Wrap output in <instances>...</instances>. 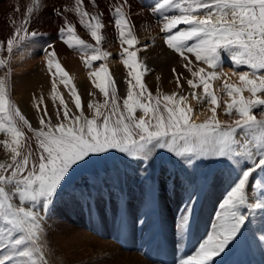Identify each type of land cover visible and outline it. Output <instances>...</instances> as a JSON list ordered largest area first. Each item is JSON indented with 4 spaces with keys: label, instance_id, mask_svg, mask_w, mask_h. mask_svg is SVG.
I'll list each match as a JSON object with an SVG mask.
<instances>
[{
    "label": "snow or ice",
    "instance_id": "obj_1",
    "mask_svg": "<svg viewBox=\"0 0 264 264\" xmlns=\"http://www.w3.org/2000/svg\"><path fill=\"white\" fill-rule=\"evenodd\" d=\"M75 4L76 14L81 17L83 25V18L88 13L80 7L82 0H75ZM126 6L131 7L128 0H120L113 6L114 26L119 30L121 43L128 46L123 49L126 54L123 64L129 69L131 81H135V84L129 81L122 106L114 81L109 79L108 69L101 65L92 75L98 78L99 82H94V86L105 99L103 104H88L90 109L95 110L92 118L84 116L81 97L72 88L71 94L80 115H72L65 100L60 99V105L64 106V120L68 123L52 125L50 118L47 123L41 118L42 127L32 129L30 121L10 99L8 74L0 77V134L10 137V140L0 143L9 150L12 161L9 164L0 163V264H45L42 225L58 190L82 164L113 152L133 161L142 160L145 164L156 150H164L189 166L198 159L207 158L246 157L255 160L254 168L243 173L238 184L221 203L212 232L198 251L183 259L181 264H210L235 238L245 222L246 217L240 215L237 206L245 203L248 177L255 168L264 167V112L259 118L253 112L257 108L264 109V95H260L264 93V0H162L151 9L153 13H161L165 8L177 10L172 14L164 12L159 17L161 32L165 34L166 47L185 61L183 67L193 77L199 78V84L192 79H188L187 84L193 89L202 86L204 98H210L212 115L203 123L192 122L189 113L193 109L182 106L186 97L176 99V94L154 97L142 82L148 68L138 59L137 51L128 50L138 41L131 31L134 25L129 13L124 11ZM38 7L39 0H31L22 22L17 25L13 21L14 32L7 40L9 54L14 47L39 34L29 30L32 15ZM54 11L56 15L63 16L61 10ZM64 11L73 9L65 8ZM91 19L95 23H88L86 27L99 45L104 25L95 15ZM179 25L186 27L178 30ZM59 31L62 42L69 48H93L76 35L74 26L67 19ZM190 41L194 42L189 45ZM147 47L145 44L144 48ZM0 50H3L2 44ZM220 50L231 54L234 67L246 66L251 70L234 73L239 76L240 87L227 82L224 84V89L232 98L226 105V114L231 115L235 110L238 116L227 125H222L217 118L219 102L210 91L209 83L218 76L215 69L220 66ZM94 52L96 54L85 61L88 66L109 55L101 52L99 47ZM189 54L212 71L206 73L203 67L193 71ZM55 55L53 48L51 56ZM3 66H6V61L0 59V67ZM48 67H53L52 59H49ZM54 67L61 77L68 75L60 63H55ZM172 71L179 87L181 73L176 69ZM245 91L250 93V97L243 95ZM193 96L196 94L193 93ZM137 110L143 115L137 117ZM22 126H28L34 132L37 141L35 153L27 143ZM187 219L184 216L182 223H186ZM259 239L264 241V234Z\"/></svg>",
    "mask_w": 264,
    "mask_h": 264
},
{
    "label": "rangeland",
    "instance_id": "obj_2",
    "mask_svg": "<svg viewBox=\"0 0 264 264\" xmlns=\"http://www.w3.org/2000/svg\"><path fill=\"white\" fill-rule=\"evenodd\" d=\"M39 36L36 35L29 39H36ZM193 42L188 43L190 45ZM17 49L6 58L0 51V59L7 63L6 66L0 67V71L5 68L8 72L10 71V76L7 78L10 99L14 106L17 105L16 107L22 110V115L30 121L32 129L42 127L41 118H44L46 123L50 118L52 125L61 122L68 123L63 116L64 106L59 105L62 98L72 115H80L77 109H73L74 111L70 109L69 103L74 104V97L68 95L67 91L70 90L67 85L60 90H57L56 86V89H53V84L64 82L66 79V77H61L56 69L54 70L56 80L52 82L49 90H45L42 80L28 83L31 88L25 86L26 90H24L25 87L20 88L14 73H11L14 63L13 55ZM30 49L32 51V48ZM79 49L72 50L73 58L78 64L84 63L92 54H95L94 47ZM220 51V66L215 69L218 76L209 83L210 91L217 96L219 102L216 111L217 118L222 125H227L238 116L235 110L231 115L226 114V105L231 102L232 98L228 96L224 84L227 82L240 87L239 76L234 73L251 72V70L246 66L234 67L229 53ZM166 52L182 60L178 71L181 73L180 90L178 91L177 77L173 73V78L165 87L156 80V76L150 74H148L149 78L146 77V81L143 76L142 82L146 84L154 97L162 98L169 95V89L176 91V99L179 96L186 97L182 106L193 109L195 105L198 114L200 113L199 116L203 118L198 123H203L212 115L213 105L210 103V98H204L202 86L193 89L187 84L188 79L199 84V78L193 77L185 67L183 68L185 61L173 50L166 48ZM40 53L31 70L26 72L27 77L43 78L45 70L49 71L40 63L45 50H41ZM189 58L192 61L193 71L201 67L205 68L206 73L212 71L203 62L195 61L191 54ZM92 64L94 65L95 61ZM122 71L123 79L114 81V88L121 106L127 95L129 81H131L128 76L129 69L124 67ZM94 82L99 81L91 80L88 89L79 93L82 99L83 114L88 118H92L95 114V110L90 109L88 104L90 102L103 104L105 99L103 94L95 88ZM131 83L135 84V81ZM133 91L135 93L136 89L134 88ZM193 93L196 94L195 97ZM243 95L246 98L250 97L247 91ZM191 98L193 100L190 101ZM190 102L194 105L191 106ZM253 112L259 118L264 109L257 108ZM142 115L143 113L137 110L136 116ZM22 130L27 143L31 145L35 153L37 141L34 132L28 126H22ZM237 136H240L239 132ZM5 139L10 140V137L0 134V141ZM11 162L9 150L4 147L3 143H0V163L9 164ZM254 166L255 160L246 157L198 159L189 166L164 150H156L147 164L142 160L133 161L116 152L93 158L71 173L67 182L58 190L50 206L42 225L45 233L42 244L45 264H140V261L135 259L129 263L125 256L129 254L131 257L135 255L143 259L148 264H181L183 259L198 251L213 230L221 203L238 184L243 173ZM164 167L168 168L163 170ZM209 192L210 197L206 202L205 196ZM244 199L245 203L237 206L240 215L246 217L244 224L235 238L211 260L210 264H249L250 256L257 257L258 248L262 247L260 241L256 242V238L248 237V243L244 245L246 251L239 256L235 251H238L240 241L237 240V242L235 239L238 235L244 236L246 229L255 230L253 227L256 226L258 217L264 219L262 217L264 216V167L255 168V171L248 177ZM205 206H209L207 213L203 211ZM184 216L188 217L186 223H182ZM164 224L167 226V231L163 234ZM197 230L199 231L196 233ZM85 234L88 237H84ZM115 248L116 253L113 251ZM244 261L248 262L244 263ZM255 262L253 261V264Z\"/></svg>",
    "mask_w": 264,
    "mask_h": 264
},
{
    "label": "bare ground",
    "instance_id": "obj_3",
    "mask_svg": "<svg viewBox=\"0 0 264 264\" xmlns=\"http://www.w3.org/2000/svg\"><path fill=\"white\" fill-rule=\"evenodd\" d=\"M158 2L162 3V0H128V4L131 7L129 8L126 6L124 8V11L129 13V18L132 24L134 25V28L131 29V31L133 36H135L138 41L134 47L129 48L128 50L137 51L138 59L140 61H143V63H145L148 68L147 74L144 75V81H146V77L149 78L150 75L151 76L154 75L156 76V80L160 81L159 83L163 87H165L167 86L168 81L173 78L172 70L176 69L177 72L179 71L180 69L179 66L182 60L178 59L177 57L171 56V54L166 52L167 47L165 44V34L161 32L162 21L159 18L163 16L164 12H168L169 14H172L173 12H177V10L173 8H165L161 13H153L151 9ZM118 3H120V0H94V2L93 0H82V4L80 7H82L88 13V16H85L83 18L84 24L82 25L81 17L78 16L75 11V8L77 7L75 4V0H39V7L34 11L32 15L29 30L30 31L34 30L39 32L38 35L40 36L37 37L36 39H27L23 41L18 47L13 48V50L17 48L18 49L17 51H15L16 53L13 55L14 63L12 66L11 73L12 74L14 73L17 82H19L20 88H23L25 86L30 87L29 85L30 82L42 80L44 82L45 90H49L52 86V82L56 80L54 74V70H55L54 65L57 62L60 63L62 68L67 72L68 75L66 76L65 80H67L68 83L65 84L64 82H58L56 83L55 86L57 90H60L64 85H67L68 86L67 88H69L70 90L67 91L69 92L68 95H72L71 94L72 88H75L79 94L80 91L88 89V84L91 80L93 79L98 80V78L92 75V73L97 71L101 65H103L105 68L108 69L109 79L113 81H119V79H123L122 69L125 67L123 64V59L126 58V54L124 53L123 49L127 48L128 46L123 45L121 43L119 30L116 29L114 26V20L116 17L114 15L113 6ZM30 4H31V0H0V44L3 45V50H0L2 53L1 52L0 53L5 56L4 58H6V56L9 55L6 49H7V40L11 38L12 33L14 32L12 23L13 21H15L16 24L19 25L22 22L23 15ZM17 8L20 9L19 12L16 11ZM65 8H71L73 9V11H64ZM56 9L61 10L63 12V16L56 15L54 11ZM93 15L97 16L104 25V27L101 29L102 40L99 45H97L96 42L92 39L90 30L86 27L88 23H93V24L95 23V21L91 19ZM65 19H67V21L70 22L72 26H74L76 35L84 39L86 43L93 45L94 49L99 47L101 52H107L109 55L103 60L95 61V64L94 65L91 64V66H88L85 62L78 64L75 61V58H73L72 50L79 47L69 48L67 45H65L62 42V37L59 30L62 27H64ZM185 27H186L185 25H179L178 30H182ZM145 44L148 45L147 49L144 48ZM30 48H32V51ZM53 48L56 53L55 57L51 56V52L53 51ZM41 50H45V53L40 63L43 66H45L46 69H49L48 61L49 59H52L53 67L49 69V71L45 70L43 74L44 75L43 78L42 77L40 78L39 76H34L33 79L32 77L31 78L27 77L26 72L29 71V69L31 70L38 56H40ZM229 55L231 56L230 53ZM5 71H7L6 73L8 74L7 78L10 76L9 73L10 71L8 72L7 68H5L3 71H0V77H3L5 75ZM12 74L11 76H13ZM24 90H26V87L24 88ZM179 90L180 87L178 91ZM175 93L176 91H174L173 89L168 90L169 95H173ZM189 100L191 101L193 99L191 98ZM69 104H70V109L72 110L76 109L74 108L75 105L73 103L70 102ZM190 105L193 106L194 103L190 102ZM199 114H198V109H196L194 105L193 111L190 114L192 122L198 123L202 121L201 119L203 118L200 117ZM164 168L165 169L163 170H166V168L168 167H164ZM261 180L263 182L262 177ZM210 192L207 193L205 196L206 202H208L209 200ZM208 210H209V206L207 207L205 206L203 209V211L206 213L208 212ZM262 217L264 218V216ZM260 219L261 217H258L256 220L257 221L256 226L253 227L255 230L252 229L253 230L252 231L251 229H246L244 236L241 237V235L240 236L238 235V237L235 239L236 241L237 240L240 241V245L237 248L238 251L237 252L235 251V253H237L239 256L243 255L244 251H246L244 249V245L245 243H248L247 242L249 240L248 237L249 238L254 237V239L256 238V242L260 241V245L262 247L258 248V251L256 253L257 257L253 255L254 259L252 256H250V259L248 260L251 264H253V261H256L255 264L257 262L260 264H264V241H261L259 239L260 235L264 234V219L261 220ZM166 231H167V226L166 224H164L163 234ZM198 231L199 230H197L196 233ZM84 237H88V235L85 234ZM113 251L114 253H116L117 249L115 248ZM230 254L231 252L229 253V255ZM125 256L127 257L129 263L135 259L136 261H140V264H148L145 261H143V259L141 260L137 258L135 255H132V257L130 254ZM248 261H244V263L245 262L247 263Z\"/></svg>",
    "mask_w": 264,
    "mask_h": 264
}]
</instances>
